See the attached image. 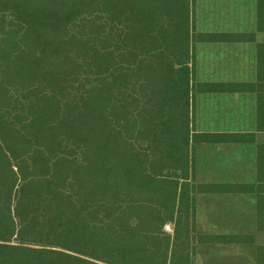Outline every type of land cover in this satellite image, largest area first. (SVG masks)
Wrapping results in <instances>:
<instances>
[{
    "label": "trees",
    "instance_id": "16d2710c",
    "mask_svg": "<svg viewBox=\"0 0 264 264\" xmlns=\"http://www.w3.org/2000/svg\"><path fill=\"white\" fill-rule=\"evenodd\" d=\"M193 8L0 0V264H197L198 245L255 242L196 231L197 193L257 189L191 190Z\"/></svg>",
    "mask_w": 264,
    "mask_h": 264
},
{
    "label": "crops",
    "instance_id": "0c3cea01",
    "mask_svg": "<svg viewBox=\"0 0 264 264\" xmlns=\"http://www.w3.org/2000/svg\"><path fill=\"white\" fill-rule=\"evenodd\" d=\"M191 30V190L257 189L195 195L197 234L255 237L253 244L198 245L197 264H258L264 247L258 193L264 186V0H194ZM238 135L243 141L217 137Z\"/></svg>",
    "mask_w": 264,
    "mask_h": 264
},
{
    "label": "rangeland",
    "instance_id": "374dc122",
    "mask_svg": "<svg viewBox=\"0 0 264 264\" xmlns=\"http://www.w3.org/2000/svg\"><path fill=\"white\" fill-rule=\"evenodd\" d=\"M251 220V218H249V221ZM249 226H251L250 224H249ZM165 231L167 232V233H169V234H171V235H174V226L173 225H167L166 227H165ZM207 253H205L204 255H206ZM242 256H243V254H242ZM207 264V263H206Z\"/></svg>",
    "mask_w": 264,
    "mask_h": 264
}]
</instances>
